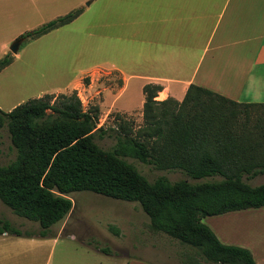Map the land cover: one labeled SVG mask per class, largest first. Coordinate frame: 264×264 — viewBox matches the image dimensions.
<instances>
[{
  "label": "trees",
  "instance_id": "16d2710c",
  "mask_svg": "<svg viewBox=\"0 0 264 264\" xmlns=\"http://www.w3.org/2000/svg\"><path fill=\"white\" fill-rule=\"evenodd\" d=\"M82 12L75 9L19 39L37 40ZM12 61L10 55L0 59V72ZM161 91L156 85L143 87V126L135 134L126 124L113 130L112 150L95 142L105 135L97 126L99 111L85 110L76 91L0 110V129L7 128L17 153L15 161L0 166V203L38 223L44 238L54 236L52 227L72 211L67 195L92 192L137 203L152 233L195 250L184 252L181 264H255L248 249L223 244L202 220L264 208V184L248 183L264 176V103H239L195 85L181 101H158ZM124 158L206 181L171 183L159 177L150 182ZM4 233L21 236L10 221L0 219ZM99 250L111 255L109 248Z\"/></svg>",
  "mask_w": 264,
  "mask_h": 264
},
{
  "label": "rangeland",
  "instance_id": "374dc122",
  "mask_svg": "<svg viewBox=\"0 0 264 264\" xmlns=\"http://www.w3.org/2000/svg\"><path fill=\"white\" fill-rule=\"evenodd\" d=\"M31 1L37 10L30 6L20 9L17 24L6 27L9 32L6 53L15 59L12 66L0 73V110L10 112L18 105L48 93L58 96L76 91L85 110L96 107L99 111L97 126L103 129L105 135L96 136L95 142L104 150H112L116 145V140L111 137L115 134L113 130L126 124L135 134L143 126L142 110L138 109L142 96L141 84L146 83V79L167 76L168 73L159 74L156 70L158 64L151 67L148 65L153 63H148L147 66L143 64V59L138 55L146 53L138 42H126L115 36L112 20L105 15L100 0H81L80 4L69 0L60 6L67 5L68 8L40 10L39 2ZM73 3L74 6H70ZM79 8L83 12L71 24L37 40L23 41L17 55L10 53L9 48L16 37ZM107 20L108 24L104 25ZM162 48V42L148 47L152 59H162ZM211 55L212 51L203 56L197 76L202 74ZM3 57L4 54L1 53L0 59ZM199 59L195 58L188 65L186 73L192 74ZM104 61L115 62L122 67L123 74L128 79L123 93V84L118 76L103 77L99 67L92 69ZM169 75L172 77V74ZM185 75L187 74H182L181 77ZM71 82L73 83L70 85ZM261 95L260 100L249 101L264 103V93ZM117 106L130 110L126 112L123 109L124 111L119 112ZM16 155L7 128L0 129V166L15 161ZM124 160L150 182L159 177H164L171 183L181 180L192 184L206 181L191 180L179 171H160L131 158ZM248 183L252 186L264 184V176H258ZM67 197L72 201V211L52 227L54 236L44 238L39 236L41 229L38 223L18 217L0 203V219L10 221L21 232V236L17 237L0 235V255L12 243L18 244L16 256L20 264H119L122 259L115 250L132 256L136 254L137 247L148 248L154 252L162 250L164 257L155 260L156 264H181L184 252H195L191 247H185L167 235L152 233L149 230V218L137 203L86 191L71 193ZM259 210L264 211V208ZM251 211L256 209L207 217L202 222L213 229L223 244L234 245L240 241L238 237L243 229V216ZM29 233L31 236L28 237ZM100 248H109L112 256L101 253Z\"/></svg>",
  "mask_w": 264,
  "mask_h": 264
},
{
  "label": "crops",
  "instance_id": "0c3cea01",
  "mask_svg": "<svg viewBox=\"0 0 264 264\" xmlns=\"http://www.w3.org/2000/svg\"><path fill=\"white\" fill-rule=\"evenodd\" d=\"M34 1L39 2L38 10H40L63 6L61 4H66L69 0ZM74 1L77 4L82 2ZM100 1L105 15L107 14V18L112 20L115 36L126 42H138L146 53L138 55L143 59V64L147 66L148 63H153L148 65L150 67L158 64L156 70L159 74L168 73L167 76L146 79V83L141 84L142 96L138 109L142 110L145 100L143 87L146 85L162 88L156 98L158 101L167 98L181 101L190 85L206 88L239 103H253L249 100L262 98L261 93H264V0ZM28 6L37 10L31 0H0V51L4 56L9 54L6 53L9 34L6 27L17 24L20 9ZM70 6H74V3ZM68 7L66 5L60 8ZM106 24L108 20L104 22V25ZM17 39L19 36L13 42ZM156 42L163 44L161 60L152 59L151 53L148 52V47ZM210 51H212L210 62L205 65L202 74L197 76V69L202 66L203 56ZM195 58L200 59L193 68L192 74L189 75L186 73L189 69L188 65L192 64ZM13 63L14 61L6 68ZM96 67L100 68L103 77L118 76L123 84L121 87L123 93L128 79L124 76L122 67L111 61H104L101 65L93 66L92 69ZM169 74H172V77ZM182 74L187 75L181 77ZM159 95L165 97L160 98ZM117 109L121 112L125 108L117 106ZM129 110L125 109L126 112ZM242 220L243 229L238 237L240 241L234 245L248 249L255 264H264V211L256 209V211L247 212ZM1 236L9 235L4 233ZM17 245V243L7 245V251L0 255V264H20L16 256L18 253L16 249H19ZM115 251L122 259L119 264H156L155 260L164 257L162 250L154 252L142 247H137L136 254L132 256Z\"/></svg>",
  "mask_w": 264,
  "mask_h": 264
},
{
  "label": "water",
  "instance_id": "95a60500",
  "mask_svg": "<svg viewBox=\"0 0 264 264\" xmlns=\"http://www.w3.org/2000/svg\"><path fill=\"white\" fill-rule=\"evenodd\" d=\"M87 5H89V3ZM22 43H23L22 39L15 40L9 48L10 53H12L13 55H17L19 47L21 46Z\"/></svg>",
  "mask_w": 264,
  "mask_h": 264
}]
</instances>
